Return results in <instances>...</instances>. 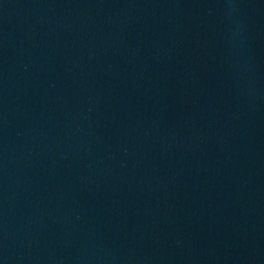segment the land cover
Masks as SVG:
<instances>
[{
  "label": "water",
  "instance_id": "obj_1",
  "mask_svg": "<svg viewBox=\"0 0 264 264\" xmlns=\"http://www.w3.org/2000/svg\"><path fill=\"white\" fill-rule=\"evenodd\" d=\"M0 264H264V0H0Z\"/></svg>",
  "mask_w": 264,
  "mask_h": 264
}]
</instances>
